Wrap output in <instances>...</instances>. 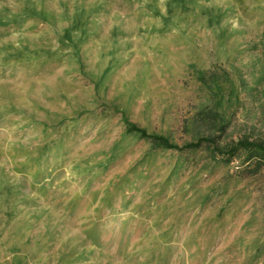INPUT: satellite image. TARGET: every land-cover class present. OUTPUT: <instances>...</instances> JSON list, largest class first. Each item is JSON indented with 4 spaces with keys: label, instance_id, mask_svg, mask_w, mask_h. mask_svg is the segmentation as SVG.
<instances>
[{
    "label": "rangeland",
    "instance_id": "374dc122",
    "mask_svg": "<svg viewBox=\"0 0 264 264\" xmlns=\"http://www.w3.org/2000/svg\"><path fill=\"white\" fill-rule=\"evenodd\" d=\"M263 38L264 0H0V264H263L261 196L217 219L221 173L141 163L111 109L184 143L196 70L253 84ZM259 88L228 139L264 130Z\"/></svg>",
    "mask_w": 264,
    "mask_h": 264
},
{
    "label": "trees",
    "instance_id": "16d2710c",
    "mask_svg": "<svg viewBox=\"0 0 264 264\" xmlns=\"http://www.w3.org/2000/svg\"><path fill=\"white\" fill-rule=\"evenodd\" d=\"M70 37V31L66 30L64 38L67 40L62 41L72 42ZM262 43L264 49V38ZM195 76L199 81L203 98L193 112L185 117L183 127L190 135V139L184 143H178L163 133L149 131L146 127L131 121L116 106H112L111 109L122 114L125 136L131 135L149 143L140 160L141 163L150 161L159 153L170 152L177 157L170 177L191 167L207 170L209 175L221 173L212 194L207 196L209 200L212 195L214 197L227 195L226 205L220 208L217 219L224 215L233 203L248 200L253 194L261 196V210L264 213V130L262 129V133L259 134L246 133L237 139L227 138V131L233 123L234 116L240 106H244L242 94L249 96L251 100L255 99L262 91L259 84L264 76H259L255 83L250 84L241 73L235 76L224 67L198 69ZM260 107V119L264 125V103ZM111 114L110 110L106 111V115ZM65 125V122H60L54 129L62 132ZM261 236L263 239L256 241L254 245L252 259L264 255V232Z\"/></svg>",
    "mask_w": 264,
    "mask_h": 264
}]
</instances>
